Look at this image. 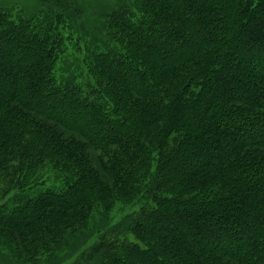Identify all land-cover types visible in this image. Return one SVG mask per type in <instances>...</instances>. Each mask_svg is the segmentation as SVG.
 Returning <instances> with one entry per match:
<instances>
[{
    "label": "trees",
    "instance_id": "16d2710c",
    "mask_svg": "<svg viewBox=\"0 0 264 264\" xmlns=\"http://www.w3.org/2000/svg\"><path fill=\"white\" fill-rule=\"evenodd\" d=\"M81 13L0 10V244L264 264V0H126L96 39Z\"/></svg>",
    "mask_w": 264,
    "mask_h": 264
},
{
    "label": "rangeland",
    "instance_id": "374dc122",
    "mask_svg": "<svg viewBox=\"0 0 264 264\" xmlns=\"http://www.w3.org/2000/svg\"><path fill=\"white\" fill-rule=\"evenodd\" d=\"M44 0H0V10L12 13L13 16L21 15L26 18L38 16L43 9ZM72 3L82 12L78 21L84 24L85 30L93 39L100 38L103 34L107 15L118 10L126 0H71ZM120 221V217L115 223ZM84 243V242H82ZM80 242H70L68 248L58 255L55 263L51 264H76L81 253ZM80 244V245H79ZM75 245L70 251V246ZM80 246V247H79ZM0 264H18L12 257L7 247L0 244Z\"/></svg>",
    "mask_w": 264,
    "mask_h": 264
}]
</instances>
